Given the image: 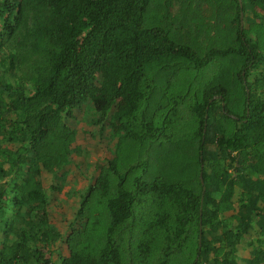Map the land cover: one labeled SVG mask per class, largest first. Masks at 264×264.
<instances>
[{
	"label": "trees",
	"instance_id": "trees-1",
	"mask_svg": "<svg viewBox=\"0 0 264 264\" xmlns=\"http://www.w3.org/2000/svg\"><path fill=\"white\" fill-rule=\"evenodd\" d=\"M87 103L113 146L62 233ZM0 264H264V0H0Z\"/></svg>",
	"mask_w": 264,
	"mask_h": 264
},
{
	"label": "rangeland",
	"instance_id": "rangeland-1",
	"mask_svg": "<svg viewBox=\"0 0 264 264\" xmlns=\"http://www.w3.org/2000/svg\"><path fill=\"white\" fill-rule=\"evenodd\" d=\"M88 103L81 111L76 112L77 120L70 122L78 131L74 146H79L82 154H74L76 164L69 166L70 171L56 183L58 190L49 203L50 219L62 233L66 232L69 224L73 221L79 195L87 186L88 179L95 176L98 173L96 167L102 165L105 159L111 156L113 143L108 139V134L116 124L110 123L106 131L99 135L96 127L90 122L94 119V114L90 112ZM42 180L45 188L50 192V185L53 184L51 176L43 172ZM59 246L64 245L59 244ZM251 250L246 247L243 241L238 247L237 253L242 257H247ZM62 252L65 253V250L63 249Z\"/></svg>",
	"mask_w": 264,
	"mask_h": 264
},
{
	"label": "water",
	"instance_id": "water-1",
	"mask_svg": "<svg viewBox=\"0 0 264 264\" xmlns=\"http://www.w3.org/2000/svg\"><path fill=\"white\" fill-rule=\"evenodd\" d=\"M240 5H241V0H240Z\"/></svg>",
	"mask_w": 264,
	"mask_h": 264
}]
</instances>
